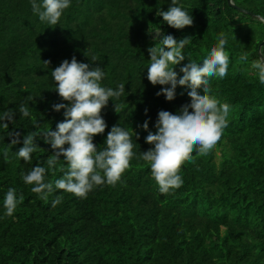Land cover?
<instances>
[{
  "label": "trees",
  "instance_id": "16d2710c",
  "mask_svg": "<svg viewBox=\"0 0 264 264\" xmlns=\"http://www.w3.org/2000/svg\"><path fill=\"white\" fill-rule=\"evenodd\" d=\"M177 2L192 15L193 26L177 30L157 15L171 0H71L55 26L33 14L30 0H0V116L15 114L8 129L0 121V264H264V84L251 68L264 43V23L257 19L264 17V0H233L237 8L229 0ZM157 31L161 36H154ZM221 31L229 37L228 72L208 79L210 95L230 105L227 127L210 152L194 149V162L183 163L182 186L161 194L140 158L153 147L145 137L156 132L160 110L178 114L190 103V89L178 85L173 101L157 96L163 86L147 79V49L164 35L191 36L184 61L174 69L179 73L189 60L202 63ZM244 52L248 61L239 62ZM73 56L103 69L102 86L125 85L124 95L102 110L108 127L94 144L105 148L108 131L119 125L132 133L135 155L115 186H96L85 199L54 190L44 201L21 173L47 168L54 150L37 136L39 147L25 162L16 156L22 144L11 145L8 132L18 131L22 139L56 130L65 116L52 105L68 102L55 91L51 72ZM22 104L29 117L19 112ZM114 104L122 105L118 114ZM66 169L61 157L46 182L54 184ZM9 188L17 199L24 197L12 216L3 206ZM57 196L63 200L52 207Z\"/></svg>",
  "mask_w": 264,
  "mask_h": 264
},
{
  "label": "clouds",
  "instance_id": "9594fccd",
  "mask_svg": "<svg viewBox=\"0 0 264 264\" xmlns=\"http://www.w3.org/2000/svg\"><path fill=\"white\" fill-rule=\"evenodd\" d=\"M33 14L41 22L55 26L60 21L63 12L71 6V0H30ZM157 15L171 28L183 30L194 24V18L177 0H171L166 11L160 10ZM264 23V17H257ZM228 34L221 31L202 63L189 62L175 71V66L184 61L183 49L191 43V36L176 39L171 34L164 35L158 44L147 49L150 64L147 68V79L153 85H160L157 96L163 95L167 101L176 98L177 86H186L190 103L181 106L178 114L160 110L155 123L156 132L148 131L149 122L145 120L142 128L148 131L145 142L153 147L141 154V159L151 169V175L159 186L161 194H168L170 189L182 186L183 179L179 174L185 161L194 162L192 153L195 149L198 155H206L221 140L223 130L227 127V117L230 105L221 103L215 96L210 95V77L224 78L229 68V55L225 52ZM248 52L239 57V62H247ZM97 58L92 57V62ZM46 65L50 61H43ZM251 68L256 70L259 82L264 84V46L259 48V59L251 62ZM180 73L183 75L180 76ZM105 73L99 66L91 67L88 63L78 62L73 56L71 60H63L51 72L55 82V91L62 101L52 108L56 112L64 110L65 119L57 123L56 130L31 132L23 136L14 130L8 132L11 145L22 144L16 152L17 158L25 162L31 160V155L37 151V136H42L45 143L50 144L54 153L46 161L47 168L37 165L28 173H21V178L27 185H34L31 191L41 200L47 201L54 190H63L78 198L85 199L94 187L104 184L115 186L121 181L123 173L130 167L134 157L132 133L119 125H114L108 131L104 144L105 148L98 150L93 139L105 133L108 127L102 116V110L109 100L119 99L124 95L125 85L119 84L116 89L104 87L101 84ZM179 77V78H178ZM203 89V94L198 89ZM122 105L114 104L118 114ZM191 109V111H190ZM147 109L145 114L147 115ZM23 117H29L30 111L26 105L19 106ZM15 114L9 110L0 116L4 121L2 127L8 129L9 122ZM135 133V132H134ZM136 139L139 134L135 133ZM67 145V147H65ZM5 163L10 162L9 149L4 150ZM63 157L67 169L61 178L46 182L49 169L55 168ZM24 200L23 195L17 199L15 188H9L3 206L5 215L12 216L18 205ZM63 200L57 196L52 201L56 207Z\"/></svg>",
  "mask_w": 264,
  "mask_h": 264
},
{
  "label": "water",
  "instance_id": "95a60500",
  "mask_svg": "<svg viewBox=\"0 0 264 264\" xmlns=\"http://www.w3.org/2000/svg\"><path fill=\"white\" fill-rule=\"evenodd\" d=\"M229 4L231 7L233 8H237V6L234 4L233 0H229ZM264 45V43L262 44V46Z\"/></svg>",
  "mask_w": 264,
  "mask_h": 264
},
{
  "label": "rangeland",
  "instance_id": "374dc122",
  "mask_svg": "<svg viewBox=\"0 0 264 264\" xmlns=\"http://www.w3.org/2000/svg\"><path fill=\"white\" fill-rule=\"evenodd\" d=\"M154 36L159 37V36H161V33L159 31H157V32H155Z\"/></svg>",
  "mask_w": 264,
  "mask_h": 264
}]
</instances>
